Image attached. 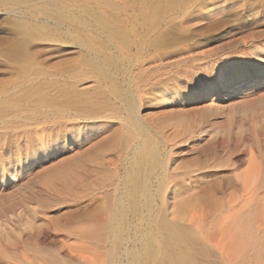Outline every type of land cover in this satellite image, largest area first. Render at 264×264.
I'll return each instance as SVG.
<instances>
[{"label": "bare ground", "instance_id": "obj_1", "mask_svg": "<svg viewBox=\"0 0 264 264\" xmlns=\"http://www.w3.org/2000/svg\"><path fill=\"white\" fill-rule=\"evenodd\" d=\"M6 1L0 0V4ZM11 1L29 9L27 13L31 15L39 11L37 6L43 8L40 12L46 18L44 21L22 17L18 14L20 10L10 9V13L19 20L17 29L26 33L72 38L81 46L92 37L97 39L96 43L102 41L103 33L110 37L108 41L104 40L107 46L103 48L110 52L106 57L100 56L99 49L91 47L87 56L66 69L44 73L37 69L28 70L17 85L24 86L19 88L20 91L16 87L13 94L7 90L0 96V123L4 126L9 125V114L13 109L30 104L59 109V112L64 108L68 109L67 113L71 108L74 112L77 109L74 116L79 121L92 122L100 118L103 107L107 106L111 110L112 116H109L116 123L110 128L108 141L96 139L89 142L88 139L89 146L84 147L81 157L54 170L52 176L58 185L51 181L45 182L53 188L61 185L67 189L71 179L69 167L80 163L77 194L82 206L79 215L80 244L79 248L76 247L79 253L72 246L80 264H97L96 244L103 242H107L110 248L106 264H200L196 260L199 241L191 237L193 232L189 233L190 230L203 233V245L224 247L225 251L227 248L235 255L241 253L237 252L240 248L242 252L249 249L254 252V260L264 264V237H259L261 232L258 233L254 226L256 220L264 216L263 212L252 205L245 213L239 214L241 207L236 209L235 200L230 203L225 201L228 204L222 203L226 179L215 178L211 183H206L207 177L200 173L216 167L221 159L217 151H206L204 159L184 173L174 174L169 167L170 156L180 149L182 143L178 141L181 130L188 132L187 138L193 141L206 131L202 124L193 128L187 125L188 117L183 105L195 93H179L181 91L178 92L179 89L174 86L164 90L162 88L166 79L162 88H159L162 80L160 75L166 74L169 71L167 68L177 66L183 59L180 56L184 55L183 60L185 54L190 55L188 59L192 58V50L201 48L197 40L194 42L191 35L171 36L172 32L167 30L163 33H157V29L153 31L155 26L164 23V20L155 19L159 12L156 6L123 8L107 17L103 12L82 5L79 0H32L34 3ZM188 38L194 43L183 47ZM134 51L138 58L133 54ZM241 70L226 74L218 72L213 86H204L197 93V99L206 100L212 94L213 101L225 96L234 104L244 107L261 106L264 102L260 91L264 87V71L261 70L256 76V70ZM88 79L97 82L95 87L79 89V83ZM103 82H108V86H103ZM169 103L170 112L165 110L160 115H156L158 111L142 114L144 107ZM208 108L197 110L199 119H205L215 106ZM62 113L59 115L66 114L65 110ZM86 137H82L79 146L85 145ZM104 153H110L113 159H108ZM87 163L91 165L87 167ZM258 176L259 171L254 169L243 178L234 176L227 186L234 188L239 180L241 184L251 185L247 190L244 189L247 193L242 192L247 198L244 202L249 204L256 197L254 186L257 183L264 185V173L260 179ZM225 213L227 216H224ZM67 247L71 248L70 245ZM118 251L122 252L119 256ZM44 258V264H63L54 255L45 254Z\"/></svg>", "mask_w": 264, "mask_h": 264}, {"label": "rangeland", "instance_id": "obj_2", "mask_svg": "<svg viewBox=\"0 0 264 264\" xmlns=\"http://www.w3.org/2000/svg\"><path fill=\"white\" fill-rule=\"evenodd\" d=\"M24 1L37 2V0ZM79 1L90 9L103 12L107 17L123 8L147 6L154 8L156 6L159 12L155 15V19L164 20V23L158 27L155 26L153 31L158 30L157 33L161 31L163 33L167 30L173 33H170L171 36L175 37L178 34L185 37L191 35L192 40L194 42L197 40L201 47L192 50L194 51L192 58L188 59L190 55L187 57L185 54V60H183L184 55L180 56L183 59L177 66L167 68L169 71L166 74L169 76L165 73L160 75V78L163 80L162 77H164V80L160 79L159 88L164 85L162 89L167 90L174 86L177 90L179 89L178 92L181 91L179 93H195L190 101L183 105L188 117L187 125L193 128L202 124L203 130L206 131L200 135L201 140L195 138L193 141L187 138L188 132L181 130L178 138V141H182L180 149L175 150L173 156H170L171 161L173 160V163L170 161L169 165L173 170L172 173H184L195 163L204 159L206 151L215 149L221 157L216 167L200 172L207 177L206 183H211L213 179L218 178L226 179L223 182L228 184L232 182L234 176L243 178L254 169L259 171L258 178L262 177L264 173V102L261 106L244 107L234 104L225 96L223 99L213 101L212 94L206 100L199 101L197 93L199 94L204 86H213L218 72L226 74L240 71L242 68L241 71L256 70L254 75L259 76L260 71H264V0ZM6 3L0 4V96H3L7 90L13 94L12 92H16V87L17 91H20L24 86L17 85L23 73L28 70L36 71L37 69L44 73L66 69L80 61L83 56H87L91 47L99 49L100 56L106 57L110 54L103 48L104 45L107 46L104 40L108 41L110 38L106 35L107 33L101 34L102 41L96 43L97 39L92 37L81 46V43L75 42L72 38L59 36L53 38L51 34L48 36L36 32L30 34L17 29L19 20L10 11L18 9L17 12L20 10L18 14L22 17H33L38 21H44L46 18L40 12L43 8L41 9L40 5L37 6L39 11L31 15L27 13L29 9H25L22 5H16L10 0ZM31 9L35 10L33 7ZM25 18H23L24 21ZM169 19H171L170 23H165ZM192 40L187 41L183 47L194 43ZM134 55L137 56L136 53ZM96 83L88 79L79 83L78 86L81 90L92 89ZM162 83L165 84L162 85ZM103 86H108V82H105ZM260 91L264 99V87ZM32 106L33 104H30L27 107L13 109L9 114L11 116L8 115L9 121L13 122L12 124L9 122L10 126L0 123V264H44L45 254L60 258L63 264H80L77 254L80 244L79 215L82 206L77 194L80 163L69 167L71 179L67 189L61 185L53 188L45 182L51 181L57 186L52 176L54 170L65 167L81 157L84 147H87L90 141L96 139L108 141L110 128L116 122L110 117L111 110L107 106L103 107L101 119L93 122L79 121L78 117L74 116L77 109L74 112L71 108L73 111L69 109L67 113L68 109L64 108H61L60 112L59 109H54L56 110L54 112L47 106ZM212 106H215V109L211 114L209 113L205 119H199L197 110L202 107L209 109L208 107ZM170 109V103L147 106L143 108L142 114L158 111L156 115H160L165 110L170 112ZM64 110L66 114L59 115L63 114ZM85 135L87 142L81 147L78 144L82 142V137ZM105 151L106 149L103 152ZM104 155L108 159H113L110 153H104ZM90 165L87 163L86 166ZM3 179L4 183H2ZM239 181L236 188H229L226 184L228 188L225 186L222 203L235 200L236 209L241 207L239 214L245 213L249 206L254 205L264 215V185L257 183V186H254L256 197L248 204L244 202L247 199L245 193L251 185L241 184V180ZM239 185L242 188L246 185V188L240 189ZM243 191L244 194H242ZM186 198L189 199L188 196ZM188 207L191 209L190 205ZM224 216H227V213ZM254 226L258 233L261 232L259 237L263 238L264 216L258 218ZM189 233L196 242L199 241L196 260L200 264H259L254 260L252 250H243V253L240 248L237 252L241 253L235 255L234 252L227 251V248L225 251L224 247L203 245V233L200 234L194 230H190ZM69 245L71 248L67 247ZM72 246L78 247L77 252ZM69 249H72V252H69ZM96 251L97 264H106L110 251L109 244L107 242L96 244ZM121 253L118 251L117 255ZM228 254L234 257L230 258Z\"/></svg>", "mask_w": 264, "mask_h": 264}]
</instances>
